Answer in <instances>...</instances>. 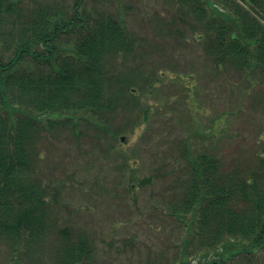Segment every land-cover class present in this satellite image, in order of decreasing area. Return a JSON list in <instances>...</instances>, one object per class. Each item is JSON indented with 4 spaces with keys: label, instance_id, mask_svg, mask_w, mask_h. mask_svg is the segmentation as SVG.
<instances>
[{
    "label": "rangeland",
    "instance_id": "rangeland-1",
    "mask_svg": "<svg viewBox=\"0 0 264 264\" xmlns=\"http://www.w3.org/2000/svg\"><path fill=\"white\" fill-rule=\"evenodd\" d=\"M75 1L24 0L56 8ZM86 3L121 15L134 47L107 69L114 88L129 85L126 94L147 112L116 103L81 116L76 130L45 124L28 175L45 190L50 235L21 249L0 239V264H64L56 253L68 238L91 247L78 264H264V245L247 239L234 240L229 250H243L232 258L222 248L205 257L196 215L184 223L171 215L187 193L189 159L200 153L217 159L220 173L264 183V65L217 64L179 0Z\"/></svg>",
    "mask_w": 264,
    "mask_h": 264
},
{
    "label": "trees",
    "instance_id": "trees-1",
    "mask_svg": "<svg viewBox=\"0 0 264 264\" xmlns=\"http://www.w3.org/2000/svg\"><path fill=\"white\" fill-rule=\"evenodd\" d=\"M179 1L207 33V50L217 64L264 65V0H243L251 8L237 0H221L220 6ZM133 45L119 13L89 7L86 0L68 8L0 0V239L14 249L50 235L45 190L28 175L45 124L76 130L81 116L116 103L147 112L133 93L126 94L129 85L114 88L107 69L111 58L132 52ZM189 164L187 193L171 215L181 223L196 215L194 238L205 257L229 250L237 239L262 247L264 183L220 173L217 159L206 153ZM241 250H229V256ZM91 251L88 241L68 238L56 254L64 264H78Z\"/></svg>",
    "mask_w": 264,
    "mask_h": 264
},
{
    "label": "water",
    "instance_id": "water-1",
    "mask_svg": "<svg viewBox=\"0 0 264 264\" xmlns=\"http://www.w3.org/2000/svg\"><path fill=\"white\" fill-rule=\"evenodd\" d=\"M125 140H126L125 136L121 137V141H125Z\"/></svg>",
    "mask_w": 264,
    "mask_h": 264
}]
</instances>
